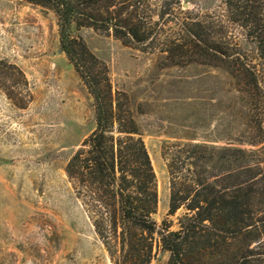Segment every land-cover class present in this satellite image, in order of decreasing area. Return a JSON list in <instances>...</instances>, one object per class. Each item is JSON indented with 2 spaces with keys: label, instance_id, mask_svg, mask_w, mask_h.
Masks as SVG:
<instances>
[{
  "label": "rangeland",
  "instance_id": "1",
  "mask_svg": "<svg viewBox=\"0 0 264 264\" xmlns=\"http://www.w3.org/2000/svg\"><path fill=\"white\" fill-rule=\"evenodd\" d=\"M162 1L146 0L142 7L147 13L174 11L159 22L154 15L141 27L154 42L125 43L112 30L77 25L71 35L106 63L114 90L127 94L157 176L153 218L160 226L173 221L174 230L183 211L169 215L165 145H238L246 139V102L225 70L172 62L164 52L182 36L184 18L210 24L226 14L225 0H182L173 8ZM228 33L235 50L246 53L264 77V62L242 28L231 25ZM0 57L24 71L32 93L22 109L0 89V264H114L66 173L69 160L96 127V110L61 49L56 14L24 0H0ZM169 256L155 243L150 264H168Z\"/></svg>",
  "mask_w": 264,
  "mask_h": 264
},
{
  "label": "trees",
  "instance_id": "2",
  "mask_svg": "<svg viewBox=\"0 0 264 264\" xmlns=\"http://www.w3.org/2000/svg\"><path fill=\"white\" fill-rule=\"evenodd\" d=\"M24 1L56 14L61 49L94 98L96 127L69 160L66 173L114 264H150L155 243L169 252L168 264H264V77L227 40L231 25L239 26L264 62V0H225L226 14L210 24L187 16L180 22L178 43L164 50L172 62L225 70L246 102V139L238 145H165L169 215L183 211L174 230L173 221L160 226L153 218L157 176L127 94L114 90L106 63L71 35L77 25L112 30L125 43L154 42L141 27L154 15L159 22L174 11L147 13L142 8L146 0ZM162 3L173 8L182 0ZM0 89L19 108L32 100L24 71L1 57Z\"/></svg>",
  "mask_w": 264,
  "mask_h": 264
}]
</instances>
